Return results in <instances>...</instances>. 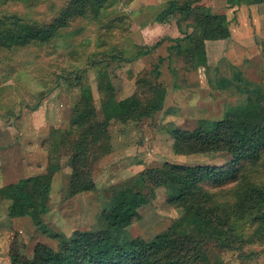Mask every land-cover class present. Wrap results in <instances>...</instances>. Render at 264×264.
Instances as JSON below:
<instances>
[{"label":"rangeland","instance_id":"obj_1","mask_svg":"<svg viewBox=\"0 0 264 264\" xmlns=\"http://www.w3.org/2000/svg\"><path fill=\"white\" fill-rule=\"evenodd\" d=\"M65 1L0 0V19L8 17L10 22L27 20L41 23L53 16ZM167 1L107 0L98 19L92 14L76 18L48 43L17 44L11 49L0 50V77L3 80L0 83V185L44 171L55 156L51 163L61 164L52 183L56 195L63 192L71 169L66 154L49 156L43 142L50 139L48 144L52 147L57 136H50L51 129L67 125L70 108L79 98L80 87L68 84L64 77L59 76L58 86L48 96L37 100L42 84L55 78L50 71L58 62L61 68L81 67L85 60L87 63L89 54L99 53L100 57L103 49L117 51L121 46L124 57L139 52L131 60L122 56L108 60L104 55L85 65L83 83L90 84L99 113L101 96L96 87L95 69L108 62V73L115 87V97L119 100L133 92L135 79L140 74L151 70L158 57L163 58L159 63L160 80L168 91L167 105L165 103L152 118L138 123L129 120L111 124L112 150L96 162L93 170L97 190L75 194L52 204L42 216L48 230L69 235L75 228L91 227L101 209L102 196H107L106 187L133 176L146 166L166 160L190 165L222 164L221 158H208L201 153L175 154L172 138L166 129L171 124L192 128L199 119H221L227 107L247 99L264 102V55L261 50L264 47L261 43L264 39V18L261 16L264 14V2L245 7L229 0H198L213 12L226 15L231 37L213 45L210 42L206 46L207 63L198 70L187 71L182 57L169 56L167 47L174 37L181 36L183 31H191L192 27L186 26L189 19L183 22L177 14H170L165 20L157 19ZM101 24L110 27L100 28ZM97 41L103 45H98ZM145 47L149 52L143 51ZM253 55L255 59H252ZM172 69L178 71L177 78ZM150 77L153 78L152 75ZM260 163L262 165L255 170L252 181L264 187V160ZM226 187L229 185H223L222 189ZM218 201L231 203L228 196ZM261 207L264 213V203ZM234 210L244 214L247 207L231 204L233 218H236L231 224L240 237L256 239L245 248L247 253H251L250 257L241 260L236 250L220 251L212 247H209L208 254L220 257L223 264H264V241L258 240V226L255 224L250 228L247 224H240ZM138 212L140 219L129 231L145 239L165 231L178 216V212L166 202L163 188L156 189L155 197L141 206ZM247 213L254 211L248 210ZM255 215L259 216L258 212L255 211ZM36 241L52 246L58 243L28 216L9 219L0 202V264H9L11 245Z\"/></svg>","mask_w":264,"mask_h":264},{"label":"trees","instance_id":"obj_2","mask_svg":"<svg viewBox=\"0 0 264 264\" xmlns=\"http://www.w3.org/2000/svg\"><path fill=\"white\" fill-rule=\"evenodd\" d=\"M106 1L67 0L53 16L41 23L10 22L8 17L0 19V50L11 49L17 44L48 43L76 18L92 14L98 19ZM229 2L258 5L264 0ZM166 4L156 16L158 20L177 14L183 22L189 19L186 26L192 27L191 31H183L181 36L172 39L167 47L169 56L182 57L187 71L198 70L207 63L205 41L231 36L229 20L225 14L213 12L198 0H168ZM96 43L103 45L101 41ZM103 50L100 57L99 53L89 54L87 63L85 60L81 67L61 68L58 62L50 71L55 78L43 83L42 91L37 95V100L48 96L58 86L59 76L68 84L80 87L79 98L70 108L67 125L51 129L50 136H57L52 147L48 144L50 139L43 142L49 156L66 154L71 173L63 192L54 194L52 177L61 164H52L53 156L45 172L0 186V202L9 219L28 216L58 241L57 246L41 241L11 245L9 264H223L220 257H210L209 247L220 251L236 250L241 260L248 259L251 253L245 248L256 239H244L235 233L231 221L236 218H233L231 204L246 205L244 214L234 210L236 217L240 224L249 227L256 224L258 240L264 241V213L261 212L264 187L252 181L255 170L262 165L260 161L264 160V102L249 99L227 107L221 119H199L192 128L171 124L166 129L172 138L175 154L201 153L208 158H221L222 164L190 165L166 160L146 166L133 176L106 187L107 196H102L101 209L91 227L75 228L69 235L45 227L42 216L52 204L80 192L97 190L93 170L96 162L112 150L111 124L129 120L138 123L152 118L165 103L167 88L160 80L159 67L162 57H158L151 70L135 79L133 92L119 100L115 97L106 62L95 69L96 87L101 96L98 113L91 86L83 83L85 65L104 55L108 60L116 56L131 60L139 54L136 51L130 57H124L121 46L117 51ZM143 51L149 52V49L145 47ZM177 72L172 69L176 78ZM0 83H3L1 77ZM223 185L229 187L222 189ZM158 188L164 189L166 202L178 212V216L165 231L151 239L132 235L130 227L140 219L138 209L155 197ZM227 196L231 203L218 201ZM248 210L254 213H247Z\"/></svg>","mask_w":264,"mask_h":264},{"label":"crops","instance_id":"obj_3","mask_svg":"<svg viewBox=\"0 0 264 264\" xmlns=\"http://www.w3.org/2000/svg\"><path fill=\"white\" fill-rule=\"evenodd\" d=\"M254 6H256L255 4H253ZM253 5H245V7H249V6H253ZM242 6V5H241ZM256 8H258V7H256ZM262 16V18H264V14H262L261 15ZM231 37V36H230ZM229 37V38H230ZM229 38H227V39H229ZM227 39H222V40H214V41H205V48H206V46L210 43V44H214L215 42H225V40H227ZM261 43H263L264 44V39L261 41ZM261 50H262V53H263V55H264V47H261ZM206 54H207V57H208V52H207V48H206ZM255 54V53H254ZM253 57L254 58H252V59H255L256 57H255V55H253ZM167 93H168V91H167ZM171 93V92H170ZM167 98H168V96L166 95V98H165V103L167 102ZM164 103V104H165ZM166 105H167V103H166ZM46 171V169L44 170V171H41V172H38V173H35V174H39V173H42V172H45ZM59 171L60 170H57L56 172H54V174H53V177H52V183L54 182V178H55V176L57 175V173H59ZM31 175H34V174H31ZM70 175V174H69ZM30 176V175H29ZM69 177V176H68ZM68 181V180H67ZM11 182H13V181H11ZM9 183V182H8ZM67 183V182H66ZM5 184H7V183H5ZM4 185V184H3ZM66 185V184H65ZM0 186H2V185H0ZM80 193H82V192H80ZM84 193V192H83ZM77 194H79V193H77Z\"/></svg>","mask_w":264,"mask_h":264}]
</instances>
